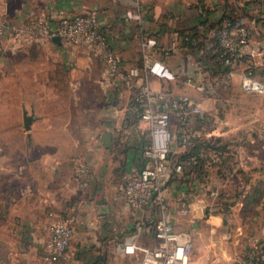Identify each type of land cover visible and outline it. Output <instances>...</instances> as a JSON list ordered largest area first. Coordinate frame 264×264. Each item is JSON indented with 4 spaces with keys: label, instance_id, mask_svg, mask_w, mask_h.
<instances>
[{
    "label": "crops",
    "instance_id": "crops-1",
    "mask_svg": "<svg viewBox=\"0 0 264 264\" xmlns=\"http://www.w3.org/2000/svg\"><path fill=\"white\" fill-rule=\"evenodd\" d=\"M160 1L0 0V19L27 29L31 23L45 18L53 29L61 16L83 11L93 12L125 68L142 65V44L147 39H156L157 46L150 51L158 58L164 55L156 53L159 46L174 43V49L164 59L176 78L166 81L151 76L149 86L153 90L167 89L173 93L193 96L198 91L188 82L189 79L212 86L220 77L217 73L220 69L218 46L207 36L208 29L217 25L224 14H234L240 22L252 28L251 40L234 67L231 82L206 94L202 102L203 120L194 118L185 128L186 133L194 139L218 146L216 153L209 152V156L215 157L217 162H207L204 176L199 177V173H193V185L176 184L178 190H173L172 196L169 194L168 197L172 208L179 209V206H173H176V196H188L189 213L183 218L181 225L184 227L188 223L191 227L187 228L194 230L199 219L205 217V226L209 219L203 204L208 205L210 198L192 195V190L201 182V177L202 181L204 178L208 179V187L215 188V184L219 185L221 198H238L240 206L232 207L235 214L243 211L244 203L247 204L246 201L257 194L260 186L258 183L264 182V175L258 172L260 167L257 159L258 151L264 149V142L257 143L255 149L250 141L249 147L252 148L248 150L239 139H229L234 131L240 129L233 120L239 119V116L243 118L246 108L250 113L248 123L258 133L260 130L264 131V94L244 93L240 88L241 74L248 67L253 68L257 77L264 78V56L261 54L264 47V0ZM197 5L208 8L206 19L200 17L202 14L199 13ZM137 9L140 20L126 17L127 12ZM181 32L193 35L195 39L185 46ZM23 39L16 44L7 37L0 39L4 40L0 47L1 85L13 86L14 77L26 73L30 84H25L31 87L41 86L45 95L53 94L52 91L48 92V88L54 91L57 89L58 92L59 88L65 87L70 97L73 96L70 103L80 113L81 118L78 119L79 122L71 125L67 115H60L61 108L55 109L54 98L49 101V96L38 98V105L33 106L28 100L22 103L21 117L23 118L24 110L32 116L30 129H24V135L29 141L24 150L35 147L39 153L36 159L9 163L10 166L4 164L5 161L0 158V264H46L41 259V250L47 238V224L50 219L48 213L50 210H62L68 202L79 198L75 187V163L72 161L74 157L83 158L93 172L86 193L88 201L78 203L76 227L81 234L83 231H91L93 238L89 241L97 245L99 244L93 231L106 229L101 220L105 217L102 211L106 208H102L96 190L99 169L106 165L110 168L122 166L124 173L143 162L141 144L145 136L139 133L138 122L135 123L136 110L130 105L131 97L141 85V79L133 87L125 88L120 80L107 77L104 63L93 57L85 47L66 44L61 40L57 43L53 38ZM33 42H38L41 46H29ZM197 43L201 48L193 46ZM34 66H39L41 69L37 70L44 73L42 82L35 78ZM23 76L24 74L21 75ZM40 91L31 93L38 95ZM87 97L95 100V103L83 104L84 101L87 102ZM45 100L54 109L48 111ZM14 118L18 121L20 116L15 114ZM54 119H58L56 124ZM258 133L256 134L259 135ZM178 144L183 147L180 154L188 149H184L181 141ZM260 166L264 168V163ZM109 173L106 172V176ZM6 183H11L13 189L7 190ZM124 207L129 210L125 203ZM251 227L256 232L252 234L254 238L252 237L251 245L256 246L259 241L264 240V227L257 224H252ZM83 238L80 248L88 241L85 235ZM117 238L115 236V241ZM199 238L195 236L197 242L201 240ZM38 250L40 255H37ZM81 252L76 251L73 257L76 263L94 264L98 255ZM110 254L112 255V251ZM110 258L111 262L106 259L102 264L119 262L116 256Z\"/></svg>",
    "mask_w": 264,
    "mask_h": 264
},
{
    "label": "built area",
    "instance_id": "built-area-1",
    "mask_svg": "<svg viewBox=\"0 0 264 264\" xmlns=\"http://www.w3.org/2000/svg\"><path fill=\"white\" fill-rule=\"evenodd\" d=\"M198 11L203 14L202 9ZM126 17L140 20V12L138 9L129 11ZM252 33L249 25L234 24L227 17L208 29L207 36L217 42L220 49L219 62L227 71L220 74L212 86L189 79L188 82L198 91L193 96L173 93L167 89L153 90L149 86L151 76L166 81L176 78L174 71L150 51L157 46L154 38H149L142 44L141 67L125 68L93 12L83 11L61 16L53 29L45 18L31 23L27 29L0 19V39L7 37L16 44L24 40L23 37L45 39L59 36L66 44L85 47L93 57L104 63L107 77L120 80L123 87L131 88L141 79V85L131 97L130 105L135 110L136 107H141L139 114L136 110V116L139 133L146 140L142 151L143 162L122 173L119 190L123 202L134 214V227L117 235L113 258H137L128 264H192L195 233L193 229L181 225L183 218L189 213L188 203H185L188 196H176V200L179 199V209H173L168 200L172 185L181 183L179 179L184 174V166L189 165L183 161H170L174 137L171 124L175 122L180 126L182 145L189 148L191 136L186 133L185 128L194 118L203 120L204 97L211 90L220 88L231 80L234 67L248 46ZM174 46L173 43L158 48L160 52L169 53ZM261 54L264 56V47ZM240 88L244 93L264 94V78L257 77L253 68L248 67L241 74ZM72 161L75 163V187L79 198L68 202L62 210L49 211L47 238L41 250V259L46 264H55L65 257L77 235L78 205L88 201L86 193L93 176L92 169L80 156L74 157ZM201 175L203 177L204 173ZM246 264L256 263L249 259Z\"/></svg>",
    "mask_w": 264,
    "mask_h": 264
},
{
    "label": "rangeland",
    "instance_id": "rangeland-1",
    "mask_svg": "<svg viewBox=\"0 0 264 264\" xmlns=\"http://www.w3.org/2000/svg\"><path fill=\"white\" fill-rule=\"evenodd\" d=\"M160 2H162V0ZM3 42L4 40L0 41V47L3 46ZM29 46L37 47L41 46V44H39L38 42H33V44H30ZM165 64L170 68L167 62H165ZM34 67L35 78L38 80L40 79V82H42L41 78L44 77V73L41 70H37L41 69L39 66ZM23 74L24 76L21 77V75ZM23 74H17L14 77L15 84L13 86H2L1 83L3 81H0V158L5 161L4 164H6L7 166H10V164L12 163L16 164L17 162H25L27 160L36 159L37 154L39 153L35 149V147L29 149L28 151L24 150L25 144L29 143V141L24 135V123L21 114L22 103H25L26 100L29 101V104H33V106L36 104L38 105L40 100L39 102H37V99L45 95L43 93L44 88H42L41 86L31 87L30 85H26L25 83L30 84V82L28 81L30 79H27V76H25L26 73ZM230 82L231 80L228 81L227 84H229ZM37 91H40L38 95H32L31 92L37 93ZM50 91H52L53 94H47L45 96H49V101L54 98L55 109L61 108L60 112L55 111V113L59 112L60 115H67L71 125L79 122L78 119L81 118V115L70 103V98L73 99V96L70 97L69 93H67V88H59L58 92H56L57 89L54 91L52 90V88H48V92ZM46 102L48 103H46V108L49 109L48 111L54 109L53 107L50 108L52 104H50L48 101ZM92 102L95 103V100H90V97H87V102L84 101L83 104L91 105ZM240 113L242 112L240 111ZM15 114H18L20 116V119L18 121H16V119L14 118ZM249 114L250 113L246 108L244 116H242L243 118L239 116L241 118H239L240 120H233L234 123H237L236 125H238V128L240 129L238 131H234L229 137V139L232 141H236L239 139L240 142L244 143L243 146L245 148H248V150H250L249 148H252L249 147L250 141L253 142L255 149L257 143L261 144L264 142V131L260 130V132L258 133V131L254 130V128L251 126V123H248V116H250ZM10 115L12 117H10ZM57 120L58 119H54L53 122L56 124L58 122ZM86 121L91 122V120ZM171 129L174 137L172 142V150L170 153V161L174 162L178 160L177 157L180 155L179 152L183 150V147H180L178 144L180 137L179 135L181 134L182 129H180V126H178L175 122H172ZM9 131L12 132L5 133ZM254 132L258 133L259 135ZM185 147L186 146H184V149H186ZM189 149L190 148H188L187 150ZM257 159L259 161L258 166L260 167H258V172L260 175H264V168L260 166V164L263 165L264 163V149H260L258 151ZM99 170V174L97 176L98 179H96V190H98L97 196L98 198H100V201L102 203L100 204L102 208H106L105 211H102L105 214L104 218L100 217L101 214H98V217L102 218L101 220L103 224L106 225V229H97V231H93V235L97 238L96 240L99 245L93 244L89 241L91 240V238H93L91 231H83V234H81L78 229L77 235L72 240L69 248L67 249L65 257L55 264H79L76 263L73 259V257H75L76 255V251L78 250H81V253H85L88 255L93 253L95 255L102 256L103 258L105 257V260L107 259L111 262L110 257H112V255L110 254V252L113 251V247L115 246V236H119L120 234L127 232L128 229L134 227V222L132 221V218H134V214L131 210H126V207L123 208L124 203L119 191L121 175L124 168L122 166L110 168L109 165H106ZM106 172H110L108 176H106ZM249 173L250 172H248V175ZM6 186L7 190L13 189L11 183L8 185L6 183ZM172 186L173 187L170 194L173 193V190H178L177 186ZM208 186V179L206 178H204L203 181L201 180V182H198L195 187L191 186L195 188L194 190H192L194 191L192 195H195L199 198L204 196L206 198H210V203H208V205L203 204L205 212L207 213L206 217L209 218L207 226H205L204 223L206 219L205 217H203L202 219H199L197 221V228H194L195 236L197 238L200 237L199 239L201 240L199 242L195 241V248L192 253V264H242L248 261L249 258L254 256L255 254V252L253 251L255 245H251V243L252 239L254 238L252 234H255L256 232L251 229V225L257 224L258 226L264 227V182H262V184L258 183L259 188H257L258 191H256L257 194L254 195L255 197L251 199L249 198L246 201L248 203H244L243 211L236 214L233 212L232 207L240 206L238 204V198H221V191H219L218 189V184L214 185L215 188H213L212 186ZM188 199L189 198L186 197V204H189L190 202ZM174 203L176 204V206H173L178 207L179 199H177ZM231 208L232 211H230ZM212 215L214 216L212 217ZM224 224L226 225L225 227H223ZM187 227L190 228L191 225L186 223L184 225V228ZM84 235L86 236V240L88 241L86 243L84 242L82 247L80 248L81 241L84 240ZM201 237H203L204 239H202ZM38 245L39 244H37V248ZM37 255H40L39 250L37 251ZM136 260L137 258H135V260H132V258L130 257H123L119 258V262H115V264H128Z\"/></svg>",
    "mask_w": 264,
    "mask_h": 264
},
{
    "label": "trees",
    "instance_id": "trees-1",
    "mask_svg": "<svg viewBox=\"0 0 264 264\" xmlns=\"http://www.w3.org/2000/svg\"><path fill=\"white\" fill-rule=\"evenodd\" d=\"M200 7L201 6L197 5V8L198 9H202L203 10V14L200 17L206 19V16L209 13L208 8H205V7H201L200 8ZM226 17L227 18H230V20L234 24L242 23V22L239 21V19L236 18V16L234 14H224L223 17L220 19V21L223 18H226ZM203 23L205 24L206 23V20H204ZM180 36L182 37L185 46L188 45L189 41H193L192 39H195V37H193V35L186 34L185 32H181L180 33ZM216 44H217V42H216ZM196 45H193V46H195L197 48H201V45L200 44L197 43ZM219 51H220V49H219V46H218V53H219ZM158 52L161 53V54H164L163 56H161V58L159 57V59L162 60L165 63L164 56L165 55H169L170 52L169 53L160 52V48L156 49V53H158ZM200 57H202V55ZM218 65H219V68L220 69H219V72H217V73L224 74L227 71V68H224L221 63H219ZM136 110H137V114H139V111L141 110V107L139 106V109H137V107H136ZM135 121H136L135 123L138 122V117H136V120ZM182 135H180L179 142L180 141L181 142L183 141L182 140ZM142 140L143 141H142V144L141 145H142V151H143L144 145L146 144V140L144 138ZM189 140H190V143H191L190 144V147H189L190 149L189 150H186L185 152H183L182 154H180L177 157L178 158V161L187 162L189 164V165L184 166V174H183L182 177H180V179L179 178L178 179L183 184L184 183H187V184L193 185L192 182L195 179V178H192L191 177V175L193 173H196V172L199 173L198 175L200 177V176H202L201 174L204 173V166L207 164V162H211L212 164H215L217 162V160L215 159V157H210L209 156V152L216 153L217 150H218V146L217 145L210 144L209 142L204 141V140L194 139L193 137H191ZM138 145H140L139 142H138ZM205 154H207V157H205ZM253 251L255 252V254H254V256H252L249 259L254 260V262L256 264H264V241L261 240L255 246V248H253ZM103 261L105 262V257L101 259L100 256H97L95 258V261L93 263L94 264H102Z\"/></svg>",
    "mask_w": 264,
    "mask_h": 264
},
{
    "label": "water",
    "instance_id": "water-1",
    "mask_svg": "<svg viewBox=\"0 0 264 264\" xmlns=\"http://www.w3.org/2000/svg\"><path fill=\"white\" fill-rule=\"evenodd\" d=\"M53 40H55L57 43L60 42V37L55 36L53 37ZM23 123H24V129L28 131L30 129V125L32 123V116L28 115L27 112L24 110L23 111Z\"/></svg>",
    "mask_w": 264,
    "mask_h": 264
},
{
    "label": "bare ground",
    "instance_id": "bare-ground-1",
    "mask_svg": "<svg viewBox=\"0 0 264 264\" xmlns=\"http://www.w3.org/2000/svg\"><path fill=\"white\" fill-rule=\"evenodd\" d=\"M225 226H226V225L224 224V226H223V227H225ZM223 227H222V228H223Z\"/></svg>",
    "mask_w": 264,
    "mask_h": 264
}]
</instances>
